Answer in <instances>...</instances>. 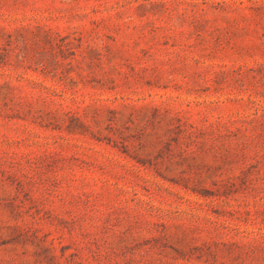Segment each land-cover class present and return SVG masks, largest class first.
<instances>
[{"label":"rangeland","instance_id":"obj_1","mask_svg":"<svg viewBox=\"0 0 264 264\" xmlns=\"http://www.w3.org/2000/svg\"><path fill=\"white\" fill-rule=\"evenodd\" d=\"M0 264H264V0H0Z\"/></svg>","mask_w":264,"mask_h":264}]
</instances>
